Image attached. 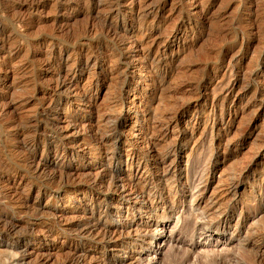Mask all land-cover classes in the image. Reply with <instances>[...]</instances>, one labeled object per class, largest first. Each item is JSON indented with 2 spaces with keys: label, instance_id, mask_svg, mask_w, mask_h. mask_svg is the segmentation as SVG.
Here are the masks:
<instances>
[{
  "label": "rangeland",
  "instance_id": "1",
  "mask_svg": "<svg viewBox=\"0 0 264 264\" xmlns=\"http://www.w3.org/2000/svg\"><path fill=\"white\" fill-rule=\"evenodd\" d=\"M0 40V264H264V0H0Z\"/></svg>",
  "mask_w": 264,
  "mask_h": 264
},
{
  "label": "bare ground",
  "instance_id": "2",
  "mask_svg": "<svg viewBox=\"0 0 264 264\" xmlns=\"http://www.w3.org/2000/svg\"><path fill=\"white\" fill-rule=\"evenodd\" d=\"M36 1V0H35ZM17 20V19H16ZM20 21V20H19ZM108 33H110V32H108ZM22 35V34H21ZM38 38V37H37ZM117 38V37H116ZM224 39V38H223ZM237 39V38H236ZM115 40H117V39H115ZM1 41V40H0ZM65 41V40H64ZM114 41V40H113ZM118 42V41H117ZM2 43V42H1ZM4 44V43H3ZM114 44V43H113ZM65 59V58H64ZM163 61V60H162ZM253 73V72H252ZM253 75V74H252ZM250 78V77H249ZM159 79V78H158ZM158 81V80H157ZM62 82V81H61ZM64 82H66V81H64ZM57 85H58V83H57ZM158 86H160V85H158ZM57 87V86H56ZM65 87H66V85H65ZM64 87V88H65ZM63 88V87H62ZM60 89V88H59ZM260 89V88H259ZM57 90V89H56ZM64 90V89H63ZM232 90H233V88H232ZM59 91H62V90H59ZM234 91H235V89H234ZM260 91V90H259ZM233 92V91H232ZM60 93V92H59ZM231 94V93H230ZM91 96V95H90ZM124 104V103H123ZM122 104V105H123ZM2 112V111H1ZM145 113V112H144ZM144 113H142L141 114V116L140 117H142V119L143 118H145V115H144ZM111 114V113H110ZM108 115V114H107ZM3 116V115H2ZM119 116V115H118ZM115 117V116H114ZM135 120L133 121V123H132V126L134 127L135 125H136V123L138 122V120H139V117L138 116H135ZM147 119V118H146ZM117 120V119H116ZM132 120V119H131ZM111 121V120H110ZM78 125V124H77ZM58 130V129H57ZM146 131V130H145ZM147 131H148V129H147ZM144 133V132H143ZM146 134V133H145ZM159 134V133H158ZM105 140H106V138H105ZM143 140V139H142ZM160 139L158 138L157 139V141H159ZM108 141V140H107ZM146 142V141H145ZM107 143V142H106ZM150 143H152V152L154 151V152H156V148H157V143L156 142H154V140L153 139H150ZM164 143V142H163ZM62 144H64V143H62ZM103 144V143H102ZM145 144V143H144ZM158 144H159V142H158ZM59 145V144H58ZM150 145V144H149ZM39 146V145H38ZM65 146V145H64ZM107 146V145H106ZM148 146V145H147ZM102 147V146H101ZM100 147V148H101ZM104 147V146H103ZM146 147V146H145ZM141 148V147H140ZM150 148V147H149ZM148 148V149H149ZM59 149V148H58ZM103 149V148H102ZM155 149V150H154ZM150 150V149H149ZM104 150H102V152H103ZM101 152V153H102ZM158 152V151H157ZM98 153H99V151H98ZM106 153V152H105ZM108 153V152H107ZM147 153V152H146ZM104 154V153H103ZM144 154V153H143ZM142 154V155H143ZM150 155V154H149ZM155 155H156V153H155ZM145 156V155H144ZM147 156V155H146ZM137 157V156H136ZM143 157V156H142ZM156 157V156H155ZM154 157V158H155ZM160 157H162V156H160ZM30 159V158H29ZM31 159H32V157H31ZM103 159V158H102ZM143 160V159H142ZM158 160V159H157ZM29 161V160H28ZM25 162V161H24ZM162 163H163V160L162 159H160L159 158V167H158V169L155 171L156 172V174H159V173H161V167H162ZM40 164V163H39ZM25 165V164H24ZM30 166V165H29ZM34 166V165H33ZM32 166V167H33ZM27 167V166H26ZM36 167H37V165H36ZM36 167H35V169H36ZM39 168V167H38ZM44 168V167H43ZM147 168V167H146ZM27 169V168H26ZM34 169V168H33ZM32 169V170H33ZM44 170V169H43ZM152 170V169H151ZM36 171H37V169H36ZM61 171V170H60ZM75 171V170H74ZM150 171V170H149ZM18 172V171H17ZM54 172V171H53ZM67 172V171H66ZM151 172V171H150ZM149 172V173H150ZM154 174V172L151 174V175H153ZM56 175V174H55ZM108 175V174H107ZM189 175V174H188ZM148 176V175H147ZM49 177V176H48ZM56 177V176H55ZM105 177V176H104ZM158 177V176H157ZM69 180V179H68ZM90 180H92L91 178H90ZM89 180V181H90ZM93 180H94V178H93ZM96 180V179H95ZM149 180V179H148ZM95 182V181H94ZM46 183V182H45ZM67 183V182H66ZM65 183V185H67ZM88 184H90L89 182H87ZM96 183V182H95ZM98 183V182H97ZM101 183V182H100ZM61 184V183H60ZM83 184V183H82ZM155 184V183H154ZM229 184V183H228ZM231 184V183H230ZM264 184V183H263ZM91 185V184H90ZM47 186V185H46ZM101 186V185H100ZM135 186V185H134ZM231 187V186H230ZM235 187V186H234ZM116 191L117 190H119L120 192H121V194L123 193L124 194V192H125V189H124V186H121L120 184H117L116 185ZM120 189H122V190H120ZM136 189V188H135ZM41 190V189H40ZM147 190V189H146ZM152 190V189H151ZM150 190V191H151ZM170 190V189H169ZM227 190H229V189H227ZM237 190V189H236ZM127 191V190H126ZM133 191V190H132ZM173 191V190H172ZM17 192V191H16ZM131 192V191H130ZM135 192V191H134ZM137 192V191H136ZM229 192V191H228ZM236 192V191H235ZM162 193V192H161ZM14 194V193H13ZM135 194V193H134ZM133 193L132 194H129V199H131L132 201H134V203H135V205L137 204V206L140 208V210H146V211H148V213H149V215L150 214H153L154 215V212L156 213L159 209H161V208H163L164 210H165V208H166V206H167V204L166 203H160V202H158L157 201V199H156V195L155 194H151V193H148V192H146L145 191V188L142 190V189H140L139 190V192L137 193V195H135V196H133L134 195ZM16 195V194H15ZM191 195V194H190ZM201 195V194H200ZM262 195V194H261ZM196 196H199V195H196ZM17 197V196H16ZM128 197V196H127ZM195 197V196H194ZM200 197V196H199ZM194 200L195 201H197L198 200V204L200 205L201 204V202H199V199H198V197H196V198H194ZM95 202V201H94ZM22 203V202H21ZM174 203V202H173ZM203 203V202H202ZM92 204V203H91ZM94 204V203H93ZM92 204V205H93ZM171 205V204H170ZM101 206V205H100ZM263 206V205H262ZM88 207V206H87ZM98 207V206H97ZM85 209V208H84ZM207 209V208H206ZM100 210H101V208H100ZM163 211V210H162ZM216 211V210H215ZM118 212V211H117ZM102 213V212H101ZM207 213V212H206ZM91 214H92V212H91ZM223 214V213H222ZM152 215V216H153ZM156 215V214H155ZM209 216H210V214H208ZM91 216V215H90ZM151 217V216H150ZM155 217H157V216H155ZM207 217V216H206ZM91 218V217H90ZM90 218H89V220H90ZM94 218V217H93ZM208 218V217H207ZM88 219V218H87ZM158 219V218H157ZM210 219V218H209ZM207 220V219H206ZM212 220V219H211ZM216 220V219H215ZM90 222H92V221H90ZM94 222V221H93ZM207 222V221H206ZM88 223V222H87ZM149 223V221H147L146 222V224H148ZM219 223V222H218ZM145 224V225H146ZM95 225V224H94ZM127 225V224H126ZM140 225V224H139ZM207 225H208V223H207ZM104 226V225H103ZM138 226V225H137ZM202 226V225H201ZM83 227H84V225H83ZM89 227V226H88ZM98 227V226H97ZM100 227V226H99ZM102 227V226H101ZM100 227V228H101ZM114 227V226H113ZM128 227V226H127ZM116 229H114V230H108L109 232H110V234H119L120 232H122V231H124L125 230V227L124 226H121V227H115ZM131 228V227H130ZM129 228V229H130ZM134 228V227H133ZM141 228V227H140ZM147 228V227H146ZM11 229H12V227H11ZM83 229V228H82ZM94 229V228H93ZM142 229V228H141ZM101 230V229H100ZM103 230V229H102ZM87 231V230H86ZM92 231H88V233H91ZM142 232V231H141ZM92 233H94V232H92ZM105 233V232H104ZM109 234V233H108ZM122 234H124V233H122ZM121 234V235H122ZM120 234H119V238H120V236H121ZM127 235H129V234H127ZM263 235V234H262ZM96 236H97V234H96ZM115 236V235H114ZM122 236H124L123 238H122V240H124V239H126L125 238V234L124 235H122ZM261 236V235H260ZM98 237V236H97ZM118 237H117V239H118ZM133 237V236H132ZM262 238H263V236H262ZM136 240V239H135ZM259 244V243H258ZM257 245V244H256ZM256 247V246H255ZM191 249V248H190ZM262 255V254H261ZM264 257V256H263ZM123 259V258H122ZM77 260V259H76ZM78 261V260H77ZM80 261V260H79ZM75 262V261H74ZM82 262V261H81ZM80 262V263H81ZM130 262V261H129ZM263 262V261H262ZM119 264H128V261H126V260H121L120 261V263ZM133 264V263H132Z\"/></svg>",
  "mask_w": 264,
  "mask_h": 264
}]
</instances>
